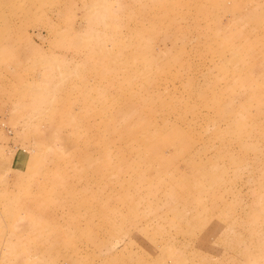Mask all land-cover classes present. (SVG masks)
<instances>
[{
    "label": "rangeland",
    "instance_id": "1",
    "mask_svg": "<svg viewBox=\"0 0 264 264\" xmlns=\"http://www.w3.org/2000/svg\"><path fill=\"white\" fill-rule=\"evenodd\" d=\"M59 1L0 0V264H264V0Z\"/></svg>",
    "mask_w": 264,
    "mask_h": 264
},
{
    "label": "bare ground",
    "instance_id": "2",
    "mask_svg": "<svg viewBox=\"0 0 264 264\" xmlns=\"http://www.w3.org/2000/svg\"><path fill=\"white\" fill-rule=\"evenodd\" d=\"M60 3L59 4H61V3H64V2H69L68 0H60L59 1ZM58 4V5H59ZM31 15L32 16H34V15H36L35 14V12L33 11V10H31ZM32 25H35V24H32ZM44 26L46 27V28H48V29H51V30H53V29H55L56 27H54L53 26V23H51V22H45L44 23ZM73 26V30L75 31V23L72 25ZM217 29H218V27H216ZM24 31H26V29H23ZM31 41V40H30ZM0 42H2V43H4V44H6V43H10L11 44V46H13V49H15V50H17V51H19L20 53H22L23 52V50H19L18 49V47L12 42V40L11 39H9V37H6V35H0ZM31 50H33V47L31 48ZM18 53V52H17ZM6 60V58L4 59V61ZM19 60V59H18ZM12 63V62H11ZM264 67V62L263 61H259L258 62V65H257V68H263ZM96 69V68H95ZM16 75V73H14V76ZM111 105V104H110ZM109 106V105H108ZM107 106V107H108ZM132 207V206H131ZM137 210V208H135L134 210H129V212L131 211V212H136V214H134V215H132L131 217H129V218H127V220H126V223H125V225L123 226V227H121L120 228V230H121V232L122 233H124V235L129 239L130 237H132V236H135V234H137V233H139L143 228H144V223L145 222H147V220H148V218L146 219V218H141V216L140 215H138L139 213H137L138 211H136ZM127 212H128V210H126ZM113 212H117V211H113L112 209H110V217L112 218V213ZM146 215H148V214H146ZM125 237V238H126ZM122 239H124V238H121V239H119L118 241H116L115 243H113L112 245H111V247H109V248H105V252L106 251H108V252H104V253H102V254H107V253H110V252H112V250H114L113 248H115L116 246H118V244L119 243H121V241H122ZM122 243H124V241L122 242ZM125 245H127V244H125ZM105 247V246H104ZM65 256V255H64ZM76 256H78L77 254H76ZM92 256V255H91ZM72 259H74V258H72ZM92 259H94V257H92ZM86 262H87V259L85 260ZM71 262L73 263L74 262V260H71ZM70 264V263H69Z\"/></svg>",
    "mask_w": 264,
    "mask_h": 264
},
{
    "label": "crops",
    "instance_id": "3",
    "mask_svg": "<svg viewBox=\"0 0 264 264\" xmlns=\"http://www.w3.org/2000/svg\"><path fill=\"white\" fill-rule=\"evenodd\" d=\"M58 1H59V0H58ZM68 1H69V2H67V3L64 2V3H61V4H59L60 2H58V4L60 5V8H61L62 6H64L65 4H66V5H69L70 0H68ZM60 8L55 12V13H57V15L59 14V12H60V10H61ZM24 12H25V10H24ZM18 15H19V14H18ZM16 18H17V14L14 15L13 19L16 20ZM71 28H73V26H72ZM71 30H73V29H71ZM49 31H50V32H53L54 30H49Z\"/></svg>",
    "mask_w": 264,
    "mask_h": 264
}]
</instances>
